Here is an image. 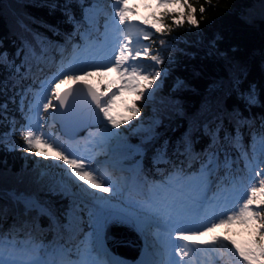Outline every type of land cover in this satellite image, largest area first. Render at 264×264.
I'll use <instances>...</instances> for the list:
<instances>
[{
  "label": "trees",
  "instance_id": "obj_1",
  "mask_svg": "<svg viewBox=\"0 0 264 264\" xmlns=\"http://www.w3.org/2000/svg\"><path fill=\"white\" fill-rule=\"evenodd\" d=\"M67 3L68 0H0V53H6L9 60L8 67L0 65V83L6 85V90L0 89V105H6V109L0 108V209H3L0 229H7L18 241L17 235L26 231L27 223H35L40 226L28 235L41 239L42 249L62 239L69 242L72 251L82 245V241H70L73 233L87 226V212L79 213L71 234L62 230L58 234L51 232L53 223L49 216L41 215L34 203H30L34 205L31 211L25 207L29 204L26 195L34 196L60 221L67 207L74 208L77 201L80 207L83 204L75 196L64 195L66 191L60 187L58 179L51 176L50 170H42L47 164L58 167L52 160L54 155L46 151L44 144L34 145L42 155L23 151L26 145L20 133L25 130L28 108L37 95L26 69L16 73L12 67L19 63L24 66L22 61L31 53L28 45L39 48L40 39L58 42L70 35L81 38L82 30L96 38L102 37L103 14L95 13L91 25L85 22L83 14L86 9L110 7L107 0H72L70 9L64 7ZM187 5L191 7L171 12L159 10L155 14L162 26L148 45L154 54L161 56L166 74L157 81L159 87L154 97L150 100L146 97L137 107L140 109V115L135 116L137 122L151 116V125L147 129H136L137 123H131L124 129L141 143L144 181L154 180L156 175L169 169L187 168L189 171L193 164L196 167L197 160L176 156L173 149L182 137L186 138V133H191L195 151L201 152L208 144L207 137L202 135L204 122L219 117L231 130L229 120L235 109L257 127L264 117V0H187ZM201 6L205 8L203 13ZM188 15H194L198 26L188 22ZM181 19L183 23L177 25L176 21ZM161 41L166 43L162 45ZM237 75L243 76L245 89L255 86L257 102L250 108L239 102L233 88ZM176 81L182 83L178 86ZM25 91L27 95L21 104ZM197 127L201 131H195ZM152 131L155 139L148 141L146 138ZM244 140L248 146L252 141L247 129ZM165 141L172 146L168 153L171 163H154V154ZM129 152L114 149L111 155L122 157V161L131 160L136 154ZM233 159L230 176L239 178L243 160L235 154ZM226 172L222 170L214 177L215 185L224 180ZM224 181L229 185V179ZM99 194L124 198L119 188L114 193ZM219 227L227 233L226 246L235 241L241 248L254 247L253 242L258 239L251 223L233 222ZM229 251L233 252L231 248Z\"/></svg>",
  "mask_w": 264,
  "mask_h": 264
},
{
  "label": "snow or ice",
  "instance_id": "obj_2",
  "mask_svg": "<svg viewBox=\"0 0 264 264\" xmlns=\"http://www.w3.org/2000/svg\"><path fill=\"white\" fill-rule=\"evenodd\" d=\"M71 2L72 0H68V3L64 7L70 9ZM158 3H179L181 7H191L187 5V0H158ZM112 7L114 12L110 14L104 33L105 45L107 44L109 28L112 31L121 33V38L112 45L111 51L107 53L106 62L103 59L96 60L94 58L90 61H82L75 57L72 61H69L67 67L62 62L56 73L40 81V93L37 94V98L30 104L28 108L29 115L26 116L28 124L25 130H22L20 133L26 145L23 148L25 152H35L38 156L42 155L36 151L34 147L36 143H42L47 147L53 148L57 153L58 159L63 162L62 165L57 166H67L64 168V176L67 177V180L61 181L60 187L64 191L75 187L83 194L84 199L81 200L83 207L76 205L73 209H70L72 218L69 219L67 225H62L59 221L55 224V227L69 234L74 230L76 213L87 212L89 219L93 222H97L101 217L107 221L113 215L106 211L110 205L109 197L97 196L95 192H89L88 188L99 190L101 193H114L116 186L110 177L92 166V161L89 157L77 155L69 149L64 148L62 144L52 140L43 132L37 134L38 130L43 127L38 122L44 119L40 115L41 106L44 112H47L50 108L67 109L70 106L73 93L78 86L76 82L80 80L81 75L85 78L90 76L92 71H116L121 77L122 86L130 88L133 91L137 88V85L133 82L137 77L142 78L146 83L138 93L137 100L145 96L144 89L150 90L147 92V99H152L155 90L159 87V84L154 82L158 81L163 74H166L162 69L156 67L163 63L159 53L152 55L150 46L148 44H140L139 37L135 41L139 47H134L132 37L117 26L116 18L119 19V25L130 24L127 13L133 12V9L127 6V0H113ZM200 11L203 13L205 8L201 6ZM192 12L194 13L195 9H192ZM69 19H72L70 13ZM188 22L191 25L198 26V21L194 15H188ZM176 23L177 25H181L183 19L176 21ZM160 30V28H156L157 32ZM151 37L152 33L144 32V40H151ZM40 43L41 46L39 48L33 47L30 53L31 59L36 61L38 68L40 62L46 59L43 42L41 41ZM165 43V41H161L162 45ZM141 56L150 59L153 63L151 65L144 64L138 60ZM0 65L4 67L9 66L6 53H0ZM12 67L15 68L16 73H20L23 66L16 67L12 65ZM150 68L152 69L151 71H149ZM30 70L31 66H29L27 71ZM39 70L42 71L43 69L39 68ZM125 77L127 79H124ZM66 81H72L73 83L61 90L60 85ZM181 83L178 82V86ZM242 85L243 76L237 75L234 78L233 88L236 91L239 102L245 107L250 108L257 102L255 86L249 85L245 89ZM82 87L86 89L91 101L99 109V112L103 114L108 123L112 124L115 128H119L120 124L109 115V106L112 103L111 97L115 96L119 89L110 94H104L86 83ZM0 89L6 90V85L0 83ZM26 95L27 91L21 96V104H23ZM44 100H47V102H43ZM53 100L57 103L53 104ZM0 108L6 109V105H0ZM21 110L23 111V109ZM130 111L134 116L140 115V109L135 106ZM233 113L229 120V123L232 125L231 130L225 127L223 119L219 117L203 123L202 135L207 137L208 144L201 152L195 151L191 133H186V138L182 137L180 142L174 147L173 151L176 156L200 162L195 182L196 195L189 197L191 206L176 212L175 216L171 213H165L168 217L169 226L175 232V240H173L172 233L170 232L167 244L174 251V255L169 254L167 258L154 261L153 264H191L186 259L190 255L221 244L219 237H213L208 241H197V237L211 233L219 225L231 224L233 222L242 224L251 223L255 226L258 235V239L253 242L255 244L254 247L241 248L235 241H232L235 253L239 255L245 264H264V243H261V241H264V212H262V209H264V167H261L264 165V117L261 118L257 127L256 123L254 121L249 122L239 109L233 110ZM34 118L37 119L35 125L32 123ZM124 123H128V121H124ZM245 129H247L252 143L256 145V147L252 148L251 155L248 151V145L244 140ZM195 131H201V128L197 127ZM146 139L148 141L155 139V132H150ZM171 147L170 142L165 141L154 154L153 162L171 163L168 157L169 148ZM233 154H236L239 159L245 161L246 176H241L238 179L234 178L230 182L231 186L225 187L224 180H227L231 175V170L235 163ZM222 170H227L224 180L216 183L215 191L213 192V177ZM72 177H75V180ZM181 180L188 181L189 187H191V178L184 175L183 168L175 169L173 177L168 184L163 186L162 190L167 192L173 184L179 185ZM77 181L82 183H77ZM85 185L88 187H85ZM209 192H213L211 197L208 195ZM176 203L184 202L173 199L168 207L174 208ZM25 207L26 210L31 211L34 205L26 204ZM39 211L41 215H49L44 209H40ZM2 216L3 209H0V218ZM117 219L118 221H122L131 219V217L117 215ZM36 227V224H32L33 229ZM176 240H191L193 243L191 245L176 243ZM42 247L43 245L32 248L20 247L12 239L7 229H0V264H118V262L101 258L100 251L91 246L85 247L83 251L78 249L79 259L75 260L68 258L71 250L62 246L48 253L47 258H43L39 255ZM176 257H179V259H176Z\"/></svg>",
  "mask_w": 264,
  "mask_h": 264
},
{
  "label": "rangeland",
  "instance_id": "obj_3",
  "mask_svg": "<svg viewBox=\"0 0 264 264\" xmlns=\"http://www.w3.org/2000/svg\"><path fill=\"white\" fill-rule=\"evenodd\" d=\"M112 3H113V0H110L111 7H112ZM143 3H148V1H146V0H133V6H134L133 12L127 13V18H128V21L130 23H132V18L136 14H140L142 17L147 19L146 20V27L142 29V35L141 36L144 35V32L152 33L153 29L161 27V24H159V22L157 20H155L151 14H149V11L142 8ZM161 5H162L163 9H165L167 11H172V10H177V9L182 8L179 3L163 4V3H158V0H153V8L155 10L157 9L158 6L161 7ZM128 7H130V6H128ZM102 11H105V10H102ZM111 11H112L111 12V14H112L114 12L113 7L111 8ZM92 17H93V12L86 11V13H85L86 22H88V23L91 22ZM129 17H132V18H129ZM116 24L119 28L126 29V32L132 36V39L133 40L135 39L134 29L131 28L130 24L119 25V19L118 18H116ZM114 32L115 31H112L110 28L108 29L107 44L105 45V43H104V46L107 47L108 49H110V48L112 49L109 42L112 41V36H113ZM71 38H73V37L70 36L68 38V40H67L68 43H69ZM92 40L93 39H88L86 41V43H89V45H90L92 43ZM48 44H49V47L53 46L55 50H59L61 48V44H54L53 42L47 43V45ZM144 44H146L145 40H144ZM96 47H97V45L95 43H93L91 46L81 48L79 51H83L86 48L87 49L88 48L89 49H96ZM138 47H139V45H138ZM73 59H74V56L72 54L70 61H72ZM25 61L26 62L24 64L27 66L32 61V59L30 57H28V58H25ZM140 61H141V59H140ZM142 62L146 65H151L153 63L150 59H147V58H143ZM15 66L20 67L21 64L19 63ZM156 67L162 69L163 71L165 70V68H162L160 65H157ZM151 70L152 69L150 68L149 71H151ZM112 74H113V78L117 79V86L114 89H112V91H116L117 89H119V91L116 93V95L113 96L114 99L122 97L123 93H125V92H130L131 93L130 97L132 99L139 101L140 104H142L144 102V99L147 97V92L150 90L144 89L145 96L142 97L141 99L137 100L138 93L143 88L144 84L146 83L142 78L137 77V79L133 82L137 85L136 90L133 91L130 88L122 86L121 77L118 75V73L116 71H112ZM93 77H95L94 74H91L90 76H88L86 78L83 75H81L80 79H84V80H88V81L89 80L94 81ZM124 79H127V77H125ZM178 81H176V84L178 83ZM156 82H154V83H156ZM37 89L39 90L38 92L40 93V86H38ZM38 92H37V94H39ZM43 102H47V100H44ZM51 110H52V108H50L48 110V116L49 117L51 116ZM120 113L122 115H124L126 118L129 117V114H127V109L124 108L123 106H121V108H120ZM109 115L113 118L114 121L119 123V116H118L117 112L114 111L112 103L109 106ZM147 118L148 119H146V120H139L137 122V124L135 125V128L136 129H147L152 123L151 116H149ZM38 122L41 124L42 120H39ZM32 123L35 125L37 123V119H33ZM51 130H52V127L49 128L47 130V132L46 131H42V132L51 138L55 135V132H52V133L50 132ZM39 132H41V130H39L37 134H39ZM112 134H118V135H112ZM89 137L92 140L93 144L96 145L97 147L101 148L102 153L105 154V153L109 152V150L113 146L115 139L118 137L123 138V137H125V134H124V132H122L120 130V127L119 128L113 127V125L109 124L108 121L105 119L104 125L101 128L96 129V132L94 134L91 133L89 135ZM122 144L128 145V147H130L133 151L140 152L139 146L137 143H127L126 141H123ZM249 147H250L249 151L251 153L252 148L256 147V145L253 144L251 141V143H249ZM67 149H69L70 151L73 152V149H71L69 147ZM93 149L94 148H92V150ZM92 150H90V155H91ZM51 154H53L54 156H57V153H56V151L53 150V148L51 149ZM34 158L36 159V156H34ZM90 160L92 161L93 167L98 168L103 174L107 175L108 177L112 174L111 170H115V167H109V170L103 171V169H101L102 163L99 162V160L95 161L94 158H90ZM49 161H51V159ZM61 163L62 162L60 161V164ZM141 165H142V162L137 166L132 162L126 163V165L123 166L122 170H119L117 174H121L119 179H120V183L123 186V188H126L127 190L132 189V188H138L139 189V191H138L139 195L138 196H145V197L136 198V197L132 196V198H130L128 200H124L118 206L110 203L108 208L109 209H118L119 211H121L125 214H128L129 216H134V214L137 213L139 215L140 219L138 222L134 223V226L136 228L137 227H143L146 232H148L149 228H152L153 231L157 232V229L159 228L157 225V221H159L158 217L161 219L162 215H156L155 208H153V206L156 205L155 199L157 198V196H160V195H158L159 192H164L162 190L163 186L165 184L169 183V181L173 177L175 171L167 174L169 176L161 177L163 180H161L155 184H151V186L150 185L146 186L145 184L142 183L141 178L137 175V173L140 170ZM244 165H245V161H244ZM43 167L45 169H49L51 171L52 175H54L56 178H59L61 181L67 180V177L64 176V168L67 167L66 165L64 167H56V166L53 167V166L47 164L46 166H43ZM261 167H264V165H262ZM131 168H133V171H130ZM244 169H245V167H244ZM198 170L192 171L190 173H184L185 176L191 178V182H190L191 187H189L188 181L181 180L179 185L173 184L172 187L169 188V190L167 191L171 195L170 197H174L175 195H179V194L183 193L181 191V188H180L181 185H184L185 187L191 188L195 191V182H196V175L198 173ZM257 170H259V169H257ZM69 171H70V169H69ZM168 177H169L168 180H164V178H168ZM72 179L75 180V177H72ZM77 183H82V182L77 181ZM85 187H88V186L85 185ZM143 188L146 189L145 193H143L141 191ZM70 189H71V191H76V192L80 193L79 190L75 187H71ZM88 191L89 192H95L91 188H88ZM95 193L97 196H100L99 192H95ZM80 194H82V193H80ZM108 197L111 198L109 195H108ZM147 198L150 200V201H148V204L146 202ZM26 199L28 201H32L30 198L26 197ZM114 199H116V198H114ZM181 199L186 200V201L190 200L189 198H181ZM163 200L164 199L159 198L160 203H164ZM116 207H118V208H116ZM65 217H66V225H67L69 219L72 218L70 215V210L67 211ZM76 218L77 217L75 214V219ZM146 222H148V223H146ZM100 225H101V223L99 221L93 222V226L97 229V231L99 233L97 241H96V249H98L100 251V253L106 255V253H107L106 244H105L104 239H103V234L101 233ZM26 230L31 231L32 227L27 224ZM213 237H219L221 240V244H218L211 249L202 250V255L200 257L201 264H225L226 263V262L224 263L225 260L229 263H232V264H237V262H239V264H245L243 261L239 260V255L237 253H235V254L232 253L227 257L225 256V253H224L225 249L223 246H221L222 243H224L223 239L225 238V236L222 235V233L219 229L216 232L208 233L204 236L198 237V240L206 239L208 241V240H211ZM21 241H24V239H21ZM151 241L152 242H151L150 248L152 250H157V248H159V246L163 247V239H162V236L160 234H158L156 237L153 236V239ZM182 243H184V242H182ZM18 246L24 247L22 245H18ZM61 246H62V244H59L57 247H61ZM53 251H50L48 253H51ZM154 255L158 256L159 253L156 252ZM106 257H107V255H106ZM186 259L189 260L191 262V264H198V261L193 260L192 255H190V257H188ZM155 260L158 261V257L155 256Z\"/></svg>",
  "mask_w": 264,
  "mask_h": 264
},
{
  "label": "water",
  "instance_id": "obj_4",
  "mask_svg": "<svg viewBox=\"0 0 264 264\" xmlns=\"http://www.w3.org/2000/svg\"><path fill=\"white\" fill-rule=\"evenodd\" d=\"M77 87L79 88V89H77ZM76 87V91L73 93V96H72V98H71V101H70V106L67 108V109H62V110H64L65 111V114H66V116L68 117V119L70 120V121H72V122H74L72 119H71V117H70V115H69V111H71V110H73L79 103H81L82 102V100L84 101V100H90L89 101V104H92L93 105V108H95V114H94V121L92 122V124H94L96 121L95 120H97L98 118H99V112H97L96 110H98L97 108H96V106H95V104L91 101V98L89 97V96H87V95H85V93H84V88L82 87V85H78ZM75 94V95H74ZM78 96H79V98H78ZM87 97H88V99H87ZM57 110V111H56ZM55 110V114L57 115L58 114V108ZM97 118V119H96Z\"/></svg>",
  "mask_w": 264,
  "mask_h": 264
},
{
  "label": "bare ground",
  "instance_id": "obj_5",
  "mask_svg": "<svg viewBox=\"0 0 264 264\" xmlns=\"http://www.w3.org/2000/svg\"><path fill=\"white\" fill-rule=\"evenodd\" d=\"M45 51L47 52L48 56H50V57H47L46 59H51V57H53L55 54V49L53 46L49 47V45H48L47 48L45 49ZM148 262L149 261H146L145 264H147Z\"/></svg>",
  "mask_w": 264,
  "mask_h": 264
}]
</instances>
